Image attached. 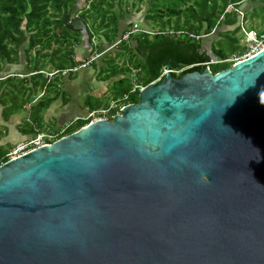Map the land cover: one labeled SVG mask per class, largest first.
<instances>
[{"label": "water", "instance_id": "obj_1", "mask_svg": "<svg viewBox=\"0 0 264 264\" xmlns=\"http://www.w3.org/2000/svg\"><path fill=\"white\" fill-rule=\"evenodd\" d=\"M137 98L0 165V264H264V49Z\"/></svg>", "mask_w": 264, "mask_h": 264}, {"label": "trees", "instance_id": "obj_2", "mask_svg": "<svg viewBox=\"0 0 264 264\" xmlns=\"http://www.w3.org/2000/svg\"><path fill=\"white\" fill-rule=\"evenodd\" d=\"M121 1L82 0L77 7L79 0H0V66L19 63L20 55L24 61L22 77L13 74L0 78L1 119L7 121L12 113L28 105L19 132L35 136L44 130L43 112L60 95L56 86L60 75L48 78L45 73L77 68L87 60L88 57H74V48L81 40L80 28L91 54L98 55L92 62L105 61L98 76L104 74L105 80L121 75L112 83L111 93L112 99L124 106L136 103L139 88L159 79L166 66L173 76L193 67L207 66L211 74L227 69L232 63L226 60L241 55L245 49L236 36L242 24L255 19L264 24V0H248L249 11L241 7L244 0H148L143 19L156 25L157 30L150 35L142 31L127 33V39L133 42L130 46L127 39H122L123 31L117 37L119 19L129 15L124 12L121 16L113 9L115 4L120 7ZM228 6L231 9L226 12ZM236 11L242 12L241 18ZM98 32L117 52L101 54V44H91ZM212 33L216 39L211 40L209 48L215 63H210L201 43L202 37ZM256 33H264V27ZM131 69L136 73V82L124 87ZM36 91L43 92L37 99ZM92 100L88 96L86 102ZM97 107V100L89 106L93 110ZM114 112L109 110L108 117ZM87 123L77 119L56 129L49 143ZM6 147L0 145V165L8 160Z\"/></svg>", "mask_w": 264, "mask_h": 264}, {"label": "rangeland", "instance_id": "obj_3", "mask_svg": "<svg viewBox=\"0 0 264 264\" xmlns=\"http://www.w3.org/2000/svg\"><path fill=\"white\" fill-rule=\"evenodd\" d=\"M82 3H83L82 0H79V2L77 3V7L81 6ZM249 5H250V3L248 2V0H244L241 7L243 9L247 8V10L249 11L250 10ZM148 7H149L148 0H142L140 2H138L137 0H122L120 7H117V5L115 4L113 9L117 13H119L121 16L124 12L129 13L128 16H125L123 18L121 17L119 19V23H118L119 29L117 32V37H118V35H120L119 32H121V31L124 32L122 39H127L128 34L129 35H135V34L142 31V32H146L147 34L149 33V35H150V33H153L154 31H156L157 30L156 25H153L149 21H145L143 19L144 12ZM71 17H72V15H70V18ZM74 24L76 26H78V23H74ZM263 27H264V24L259 23L258 19L252 20L250 22H245L244 24H242V29L236 34V36L240 38V43L246 49L248 47V44L245 41V36H244L243 31L247 32L248 30H253L255 32H258ZM220 29H224V28H220ZM80 32H81V37H80L81 40H80V43L78 45H76L74 48V54H75L74 57H76L77 59H80V58L83 59V58H87V57H88L87 59H90L91 57H95L94 59H98L97 56H95L94 54H91V50L89 49V46L87 44V37H86L85 33L83 32V29L80 28ZM215 39H216V37L214 36V33H212L208 36H204L201 39L202 49H203V51L206 52V54H208L211 61H214L215 58L211 55L209 46H210L211 40H215ZM126 41H128L130 46L133 45L132 41H129L128 39ZM99 43L101 44V50H102L101 54L111 53L112 51L117 52V50L115 48H113V45L107 46V44L102 39L101 32H98L91 39L92 45H96ZM116 62L119 63L120 60L118 59ZM1 66H2V68H4L3 70L5 71L4 72L2 70V72H1L2 75L3 74L4 75L15 74L18 77V75H21L24 71V69H23L24 61L22 60L21 55L19 57V63L18 64H12V65L1 64ZM128 74H129V77H127L128 80L126 83H124V85H123L124 87H128L129 85L133 86V84L136 82L135 71H132V69H131V71ZM2 75L0 74V76H2ZM39 95H40V92L37 91L36 99L38 98ZM112 97H113L112 93H108L103 99L100 100V106H102V105L107 106L111 102ZM91 103L94 104V101ZM27 107H28V105H25L22 108V110H20V112L17 111V112L12 113V115H10V117L8 118L7 121H3L1 119V116H0V145L1 144L2 145L7 144L6 148H7L8 152H10L17 143H19L21 141L28 140L29 138L32 137L30 134L22 135L19 132V127L21 128L22 123L24 122V119L26 116ZM44 126H45L44 130L40 133H44L51 138L53 136L51 132H54L56 130L55 126L51 125V123L49 124V126H48V124L45 123ZM59 126L62 127L64 125L62 124V122H60V123H58V125L56 124V127H59ZM47 127L50 129H48Z\"/></svg>", "mask_w": 264, "mask_h": 264}, {"label": "crops", "instance_id": "obj_4", "mask_svg": "<svg viewBox=\"0 0 264 264\" xmlns=\"http://www.w3.org/2000/svg\"><path fill=\"white\" fill-rule=\"evenodd\" d=\"M75 59L79 60L76 57ZM103 60L104 59L91 62L85 67L78 68L73 73L68 75L65 74L62 77H59V82L56 86L60 90V95L55 96L48 108L43 112L42 121H44V124L46 123L49 126L51 123V125H54L56 129H62L67 124L77 119H83L87 111L93 110L90 109L89 106L93 105L91 102L94 100H97L99 103V107H97L96 110L105 107V105L100 106V100L103 99L108 93H111L112 83L116 79L120 78L121 75L118 74L105 80L103 77L104 74L99 77L97 74L99 68H103L105 66V61ZM0 68V74L2 75L1 72L4 68H2V66H0ZM9 75L13 74H3L0 76V78L2 79ZM18 77H22V75H18ZM39 92L41 93L42 91ZM51 95L52 93L48 94V96ZM88 96L93 99L92 101L88 102L89 104L86 102ZM112 100L113 99H111V101ZM60 122H62L64 126L56 127V124L58 125ZM20 130L21 128L19 127V131ZM6 145L7 144L4 146Z\"/></svg>", "mask_w": 264, "mask_h": 264}, {"label": "built area", "instance_id": "obj_5", "mask_svg": "<svg viewBox=\"0 0 264 264\" xmlns=\"http://www.w3.org/2000/svg\"><path fill=\"white\" fill-rule=\"evenodd\" d=\"M231 9V7H227L225 9L226 12H228ZM239 18L242 17V12L236 11ZM245 41L248 44V47L244 49L245 51L239 55V56H230L229 59H227V62H231L232 64L237 63L241 60L247 59L259 51H262L264 49V33L257 34L253 30H248L247 32H244ZM98 57V55H95ZM95 57H91L90 59H87L83 64L79 65L77 68H72L68 70H63L61 72L53 71L51 73H45V76L48 78H51L55 74H59L60 77L69 73V72H75L78 68L85 67L89 63H91L94 60ZM216 60L210 61V63H215ZM207 67V66H206ZM159 79L155 80L154 82H157ZM141 88H139L140 90ZM42 92L38 97H40ZM123 107V105L120 103L119 100H112L107 107H103L97 110H89L87 111L85 117L83 120H87L88 123H91L96 120L106 119L110 120L113 115H117L120 111V109ZM114 110V114L108 117V111ZM50 137L44 133H38L35 136H32L28 140L21 141L17 143L14 148L8 153V159H13L15 157H18L20 155H23L33 149H36L38 147L44 146L49 144Z\"/></svg>", "mask_w": 264, "mask_h": 264}, {"label": "flooded vegetation", "instance_id": "obj_6", "mask_svg": "<svg viewBox=\"0 0 264 264\" xmlns=\"http://www.w3.org/2000/svg\"><path fill=\"white\" fill-rule=\"evenodd\" d=\"M163 71H164V70H163ZM161 76H162V75H161ZM161 76H160V77H161Z\"/></svg>", "mask_w": 264, "mask_h": 264}]
</instances>
